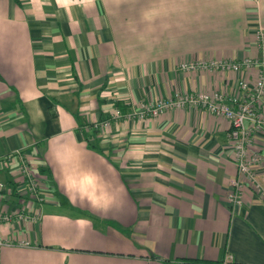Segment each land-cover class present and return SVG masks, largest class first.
<instances>
[{"label": "crops", "instance_id": "1", "mask_svg": "<svg viewBox=\"0 0 264 264\" xmlns=\"http://www.w3.org/2000/svg\"><path fill=\"white\" fill-rule=\"evenodd\" d=\"M257 24L264 0H0V157L25 154L45 196L37 220L0 222L1 237L30 242L0 246V264H264V160L257 191L225 119L187 107L93 127L176 91L240 97L234 74L177 65L255 55ZM249 152L264 157L263 136ZM18 161L0 162V212L29 202Z\"/></svg>", "mask_w": 264, "mask_h": 264}, {"label": "built area", "instance_id": "2", "mask_svg": "<svg viewBox=\"0 0 264 264\" xmlns=\"http://www.w3.org/2000/svg\"><path fill=\"white\" fill-rule=\"evenodd\" d=\"M249 45L256 50L255 55L239 59L229 58H191L180 61L177 69L181 72L203 73L217 72L220 74H234L235 87L241 96L228 95L220 91L208 92L206 90L176 91L166 99L157 97L153 100H140L129 106L127 111L114 107L108 117L93 123L98 131H105L112 120L123 119L126 121L138 120L145 122L147 119L161 117L167 110L193 107L204 110L216 117L226 120L228 125L227 137L232 149V159L236 165L239 176H245L248 183L257 190L259 185L255 180V167L264 160L258 153H250L249 147L253 144L254 135L260 134L264 138V28L257 24L252 29V39ZM18 156V166L15 177L22 181V187L28 193L27 207L12 213L0 212V222L9 223L16 215L22 221L31 222L41 216V207L32 209V203L41 205L45 196L42 193L40 179L32 169L29 159L17 150L12 155L0 157V162L14 163ZM242 185L239 180L232 181V189L227 194L228 204L234 208L242 201ZM6 185L0 181V191ZM17 244L30 246L24 239L11 240L0 235V246Z\"/></svg>", "mask_w": 264, "mask_h": 264}, {"label": "trees", "instance_id": "3", "mask_svg": "<svg viewBox=\"0 0 264 264\" xmlns=\"http://www.w3.org/2000/svg\"><path fill=\"white\" fill-rule=\"evenodd\" d=\"M17 5H21V0H14ZM121 106V105H120ZM123 106V105H122ZM124 107V106H123ZM97 130H95L96 132ZM183 264H213L211 261L198 259V258H182Z\"/></svg>", "mask_w": 264, "mask_h": 264}, {"label": "rangeland", "instance_id": "4", "mask_svg": "<svg viewBox=\"0 0 264 264\" xmlns=\"http://www.w3.org/2000/svg\"><path fill=\"white\" fill-rule=\"evenodd\" d=\"M50 248V247H49Z\"/></svg>", "mask_w": 264, "mask_h": 264}]
</instances>
